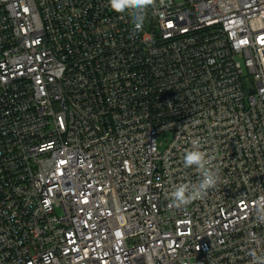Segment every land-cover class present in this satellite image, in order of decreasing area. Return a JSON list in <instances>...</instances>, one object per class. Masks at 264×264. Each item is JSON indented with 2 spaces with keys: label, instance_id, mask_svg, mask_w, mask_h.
<instances>
[{
  "label": "built area",
  "instance_id": "2783aa9c",
  "mask_svg": "<svg viewBox=\"0 0 264 264\" xmlns=\"http://www.w3.org/2000/svg\"><path fill=\"white\" fill-rule=\"evenodd\" d=\"M261 198L264 0H0V264H251Z\"/></svg>",
  "mask_w": 264,
  "mask_h": 264
},
{
  "label": "clouds",
  "instance_id": "9594fccd",
  "mask_svg": "<svg viewBox=\"0 0 264 264\" xmlns=\"http://www.w3.org/2000/svg\"><path fill=\"white\" fill-rule=\"evenodd\" d=\"M156 5V0H108V6L117 13L129 11L131 21L135 31L142 30L149 11ZM183 165L185 168L195 167L200 174L197 183H181L170 193L171 206H186L196 199H201L206 195L209 188L215 187L219 182V176L212 166V158L205 151L200 149L198 143L187 150L183 155ZM255 219L258 223L264 224V198L256 202ZM251 264H264V254H258L255 250L250 252Z\"/></svg>",
  "mask_w": 264,
  "mask_h": 264
},
{
  "label": "rangeland",
  "instance_id": "374dc122",
  "mask_svg": "<svg viewBox=\"0 0 264 264\" xmlns=\"http://www.w3.org/2000/svg\"><path fill=\"white\" fill-rule=\"evenodd\" d=\"M177 1H179V0H177ZM159 141H164V138H160Z\"/></svg>",
  "mask_w": 264,
  "mask_h": 264
}]
</instances>
